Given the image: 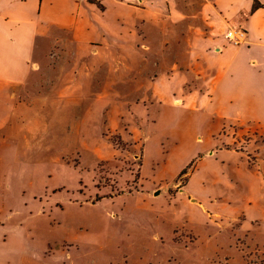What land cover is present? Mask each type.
<instances>
[{"label":"crops","instance_id":"1","mask_svg":"<svg viewBox=\"0 0 264 264\" xmlns=\"http://www.w3.org/2000/svg\"><path fill=\"white\" fill-rule=\"evenodd\" d=\"M153 102L200 147L182 211L264 253V0H0V171L41 129L89 138L105 118L148 138Z\"/></svg>","mask_w":264,"mask_h":264},{"label":"rangeland","instance_id":"2","mask_svg":"<svg viewBox=\"0 0 264 264\" xmlns=\"http://www.w3.org/2000/svg\"><path fill=\"white\" fill-rule=\"evenodd\" d=\"M157 106L150 104L156 120L148 138L104 118L89 138L55 126L50 135L40 130L32 152L17 153L16 145L6 152L0 264H264V253L246 251L223 224H200L182 211L176 191L200 147L167 128L177 110Z\"/></svg>","mask_w":264,"mask_h":264},{"label":"built area","instance_id":"3","mask_svg":"<svg viewBox=\"0 0 264 264\" xmlns=\"http://www.w3.org/2000/svg\"><path fill=\"white\" fill-rule=\"evenodd\" d=\"M245 36V31L242 28H230L226 31L225 37L234 44H239Z\"/></svg>","mask_w":264,"mask_h":264},{"label":"trees","instance_id":"4","mask_svg":"<svg viewBox=\"0 0 264 264\" xmlns=\"http://www.w3.org/2000/svg\"><path fill=\"white\" fill-rule=\"evenodd\" d=\"M183 173H185V171Z\"/></svg>","mask_w":264,"mask_h":264}]
</instances>
